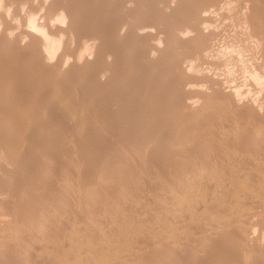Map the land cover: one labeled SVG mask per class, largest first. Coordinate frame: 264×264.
Segmentation results:
<instances>
[{
    "label": "rangeland",
    "instance_id": "rangeland-1",
    "mask_svg": "<svg viewBox=\"0 0 264 264\" xmlns=\"http://www.w3.org/2000/svg\"><path fill=\"white\" fill-rule=\"evenodd\" d=\"M68 7L72 29L103 39L51 35ZM0 16V264H220L238 242L239 264H264L263 234L246 232L264 222V0H0ZM31 23L67 52L60 67L33 64ZM99 47L116 59L94 63ZM190 75L220 83L199 84L201 111L175 103ZM231 89L263 105L258 118L212 95Z\"/></svg>",
    "mask_w": 264,
    "mask_h": 264
},
{
    "label": "bare ground",
    "instance_id": "bare-ground-1",
    "mask_svg": "<svg viewBox=\"0 0 264 264\" xmlns=\"http://www.w3.org/2000/svg\"><path fill=\"white\" fill-rule=\"evenodd\" d=\"M121 2H130V3H132V2H134L135 3V0H125V1H122L121 0ZM64 9V10H63ZM205 9V8H204ZM62 10L64 11V14L61 16L62 18V20L64 21V22H68L67 23V26L65 27L64 25H56L55 27H51V28H49L48 29V32L49 33H51V35L52 34H64V35H66V34H68V33H72L73 32V34L77 37V38H79L81 35H82V32H84L85 33V35H87L88 37H96L97 39H100V40H102L103 39V37H104V35H105V30H103V29H100V30H94V28H86V30L87 31H78V30H76V29H72V24L74 23V20H75V18H74V11H73V9H71V8H62ZM90 10H92V9H90ZM95 10V9H94ZM257 12V11H256ZM254 15H252V17L254 16L255 17V19L253 18L252 20H257V18H259V17H256L257 16V13H256V16H255V13H253ZM246 15V14H245ZM0 17H2V16H0ZM261 17V16H260ZM250 19V18H249ZM261 19V18H260ZM212 21V19L209 17V16H207V15H205V14H201V16L199 17V22H198V25H195L194 26V29H195V31H196V33L198 34V36H201L202 37V40H201V47H205V46H207L208 45V43H209V41H210V38L213 36L211 33H209V32H207V29L206 28H200V25H204V24H206V23H210ZM255 21H253L254 23H256ZM252 22V21H251ZM4 23H5V21H4ZM254 23H251L252 25L254 24ZM7 24V23H6ZM119 24H120V22H118L114 27H113V30H115V31H117L118 29H119ZM215 24V23H214ZM74 25H75V23H74ZM248 25V24H247ZM215 26V25H214ZM43 27V26H42ZM253 27V26H252ZM137 29H139L140 31L139 32H137V34H139V35H141V34H147V33H150V32H148L145 28H139V27H137ZM1 31V30H0ZM37 32V34H36V32ZM161 31V30H160ZM216 31V30H215ZM5 32H6V30H5ZM5 32H4V30L2 31V32H0V39L1 38H4L5 37ZM40 31L38 30V27L35 25V24H33V23H31V25H30V29H27L26 30V33L24 34V35H26L27 37H29L28 39H30L29 41H31V43L30 42H28V44L30 43V45H31V47L35 50V53H33V55H31V57L32 56H34V58H33V64L34 65H36L37 67H39V69H51L52 67H54L53 69H55L56 68V66H58V65H60V59L62 58V57H64V56H66V54H67V52L65 51V54L62 56V57H59L58 55L56 56V52H55V50H54V45H53V42L50 40L49 41V39L50 38H48L47 36H48V34L46 33H43L42 35H39L38 33H39ZM5 34V35H4ZM151 34V33H150ZM22 35V34H21ZM187 36V35H186ZM15 37V36H14ZM18 37V36H17ZM6 38H8V37H6ZM26 38V37H25ZM200 38V37H199ZM19 39V38H18ZM201 39V38H200ZM150 40H153V36H150ZM2 41H3V39H2ZM6 41V40H5ZM8 41V40H7ZM11 41V40H10ZM19 42V41H18ZM3 43V42H2ZM4 43H6V42H4ZM11 43H12V41H11ZM10 43V44H11ZM16 43V42H15ZM199 43V42H198ZM9 44V43H8ZM58 44H59V47H61V46H64V41L63 40H60L59 42H58ZM16 46V45H15ZM18 46V45H17ZM25 46V45H24ZM28 46V47H27ZM27 46H25L24 48H29L30 46L29 45H27ZM199 46V47H200ZM21 47V46H20ZM19 47V48H20ZM17 48V47H16ZM21 49V48H20ZM31 48H29L28 49V51L30 50ZM33 49H32V52H33ZM156 52V53H158V54H160V56H161V52H160V50H159V47H158V45L156 44V43H154L153 41H151V42H149L148 44H147V47H146V52L148 53V52ZM120 52V51H119ZM203 53V52H202ZM116 55H117V52L116 51H102V49H100V47L97 49V51L95 52V55H94V58L92 59L93 61H94V63H97V62H100V63H102V61H104L103 59L104 58H111V59H116ZM30 56V55H29ZM204 58V57H203ZM12 59V58H11ZM31 59V58H30ZM217 59V58H216ZM219 59V58H218ZM93 61H91V63L93 62ZM227 62V61H226ZM32 63V62H31ZM104 63V62H103ZM98 64V63H97ZM106 63H104V65H105ZM28 65V64H27ZM61 66V65H60ZM60 66H58V67H60ZM99 66V65H98ZM103 66V65H102ZM116 66V65H115ZM57 67V68H58ZM101 67V66H100ZM104 67V66H103ZM102 67V69H104ZM110 66H108L107 68H109ZM127 68V67H126ZM101 69V68H100ZM191 69V68H190ZM209 69V68H208ZM104 71H109L110 72V69L109 70H107L106 68H105V70ZM103 71V72H104ZM188 72H189V70H188ZM102 73V72H101ZM100 73V74H101ZM105 73H108V72H105ZM113 74H114V72H112ZM111 74V73H110ZM110 74H108V75H110ZM187 74V73H186ZM190 74V73H189ZM107 75V74H106ZM191 76V75H190ZM95 77H97V76H95ZM207 77V78H206ZM206 77H196V76H191V77H189V76H187L186 78H185V80H187V84H186V88H185V90H183V91H181V92H179L178 94H177V97H176V101H175V103L179 106V108L181 109V110H186L187 112H192V111H197V110H200L201 109V106H203V104H202V102L201 101H203L204 99H205V97H207L206 95H205V93L203 92V90L200 88V85L199 84H202V82H206V83H214V82H216V80H215V78L213 79V81L211 80V78L209 79V77L208 76H206ZM13 78V77H12ZM15 78V77H14ZM111 78V77H110ZM101 79V78H100ZM8 80V79H7ZM15 80V79H14ZM11 81V80H10ZM9 81V84H11V83H15V85H16V82H14V81H12V82H10ZM19 81V80H18ZM17 81V82H18ZM101 83V82H100ZM208 83V84H209ZM216 83H218V85L220 84L219 82H216ZM215 84V83H214ZM8 85V84H7ZM14 85V84H13ZM14 85V86H15ZM215 85H217V84H215ZM5 86V85H4ZM11 86V85H10ZM17 86V85H16ZM26 86V85H25ZM221 86V85H220ZM252 87V86H251ZM103 88V87H102ZM212 89V88H211ZM252 89V88H251ZM223 90V89H222ZM235 89H231V90H228V91H224V92H222V91H220V92H217V91H214V93L212 92V95L214 96V97H217V98H220V99H222V101H223V103H224V105L223 106H225V107H229V108H232L233 110H236L237 112H239L240 114H242V115H246V114H248L249 116H250V114H251V116H253L255 119H256V117H257V115H259V114H257V112H259L260 113V110L262 109V106L264 105H259V106H261L260 108H259V111H258V103H256V101H254V102H252V100H250V99H248V97H247V99L246 100H244V98L243 99H241L239 96H238V94H237V92H235L234 91ZM238 90V89H237ZM213 91V90H212ZM252 91V90H251ZM262 91V90H261ZM16 92V91H15ZM1 93V92H0ZM263 93H261L260 95H262ZM260 95H257L258 97L260 96ZM5 96V95H4ZM244 96V95H243ZM242 96V97H243ZM246 96H248V95H246ZM1 97V96H0ZM3 97V96H2ZM24 97V96H23ZM28 97H30V96H28ZM263 97H264V94H263ZM260 99H263L262 97H259ZM4 101V100H3ZM258 101V100H257ZM6 103V102H5ZM30 103H32V102H30ZM262 104V103H261ZM43 106V105H42ZM221 106V105H220ZM219 106V107H220ZM228 108V109H229ZM14 110V109H13ZM8 111V110H7ZM11 111V110H10ZM15 111V110H14ZM201 111V110H200ZM200 111H199V113H200ZM235 111V112H236ZM6 112V111H5ZM16 112V111H15ZM121 112V111H120ZM262 112V111H261ZM7 113V112H6ZM13 113V112H12ZM18 113V112H17ZM33 113H34V111H33ZM42 113V112H41ZM198 113V112H197ZM208 113V112H207ZM231 113V112H230ZM8 114V113H7ZM264 114V113H263ZM262 114V115H263ZM12 115V114H11ZM16 115V114H15ZM14 115V116H15ZM261 115V114H260ZM261 115V116H262ZM13 117V116H12ZM17 117V116H16ZM25 117V116H24ZM114 117V116H113ZM247 117V116H246ZM253 117H251V118H253ZM4 118V117H3ZM3 118H2V120H3ZM258 118V117H257ZM260 118H258V121H263L264 120V118H261L260 120H259ZM1 121V120H0ZM264 122V121H263ZM25 123V122H24ZM2 128V127H1ZM38 129V128H37ZM2 133V132H1ZM10 133V132H9ZM8 134V133H7ZM73 134V133H72ZM2 135V134H1ZM4 135V134H3ZM9 135V134H8ZM10 136V135H9ZM5 136H3V138H4ZM7 138H9L8 136H7ZM176 138V137H175ZM4 139H6V138H4ZM3 140V139H2ZM11 139L9 138V141H10ZM15 140V139H14ZM71 140V139H70ZM260 140V139H259ZM1 141V140H0ZM5 141V140H4ZM254 141V140H253ZM7 142H8V139H7ZM148 142V141H147ZM258 142V141H257ZM13 143V142H12ZM7 145H8V143H7ZM244 145V144H243ZM151 148V147H150ZM3 149V148H2ZM9 150V149H8ZM69 150V149H68ZM52 151V150H51ZM66 151V150H65ZM55 152V151H54ZM1 153V152H0ZM11 153V152H10ZM81 153V152H80ZM18 154V153H17ZM16 154V155H17ZM87 154V153H86ZM104 154V153H103ZM69 155V154H68ZM3 156V155H2ZM22 156V155H21ZM55 156H56V153H55ZM59 156V155H58ZM65 156V155H64ZM71 156V155H70ZM89 156V155H88ZM87 156V157H88ZM234 156V155H233ZM8 157H16V156H9L8 155ZM53 157V156H52ZM78 157L80 158L81 157V155L79 156L78 155ZM78 157H77V159H78ZM86 157V158H87ZM241 157V156H240ZM58 158V157H57ZM83 158V157H82ZM10 159V158H9ZM17 159V158H16ZM240 159V158H239ZM242 159V158H241ZM13 160H14V158H13ZM12 159H11V161H13ZM19 160V159H18ZM18 160H17V162H18ZM25 160V159H24ZM16 161V160H15ZM56 161H57V159H56ZM9 162V161H8ZM14 162V161H13ZM13 162H12V165H13ZM58 162V161H57ZM255 162V161H254ZM19 163V162H18ZM15 164H16V162H15ZM249 164V163H248ZM17 165V164H16ZM16 165H15V167H16ZM208 165V164H207ZM215 165V164H214ZM247 166V165H246ZM252 166V165H251ZM254 168H256V167H258L259 168V166H260V164H259V162L258 163H255L254 165ZM252 166V167H253ZM18 167V166H17ZM209 167V166H208ZM47 168H51V167H49V166H47ZM207 168V167H206ZM257 168V169H258ZM245 169V168H244ZM244 169H239V170H241V171H243ZM214 170V169H213ZM253 170V169H252ZM255 170V169H254ZM2 171V170H1ZM241 171L239 172L240 173V175H241ZM245 171H248L247 170V168L243 171V172H245ZM248 172H250V171H248ZM248 172H247V175H248ZM254 172V171H253ZM177 174V173H176ZM200 174V173H199ZM246 174V173H245ZM86 175V174H85ZM197 175V174H196ZM206 175V174H205ZM237 175H238V173H237ZM239 175V176H240ZM242 175H244L243 173H242ZM116 176V175H115ZM246 176V175H245ZM87 177V176H86ZM177 177H178V175H177ZM237 177V176H236ZM207 178V177H206ZM241 178V177H240ZM239 178V179H240ZM235 179V178H234ZM238 179V178H237ZM176 180V179H175ZM238 181V180H237ZM240 182H241V180H239ZM235 182V181H234ZM234 182H232L233 183V185H234ZM240 182H238L239 184H240V187H242V184L240 183ZM244 182V181H243ZM194 183H196V182H194ZM230 183V182H229ZM236 183V182H235ZM237 184V183H236ZM235 184V185H236ZM249 184V183H248ZM247 184V185H248ZM231 185V184H230ZM244 185V188L247 190L248 188H246V186H245V184H243ZM227 186V185H226ZM228 186H229V184H228ZM237 186V185H236ZM239 186V185H238ZM254 186V188H255V185H253ZM89 187V186H88ZM191 187V186H190ZM230 187H232V186H230ZM234 187V186H233ZM248 187H250V186H248ZM195 188V187H194ZM117 189V188H116ZM115 189V190H116ZM124 189V188H123ZM133 189V188H132ZM190 189V188H189ZM240 189V188H239ZM251 190L250 191H252V193H254V192H256L257 191V188H256V190H254V189H252V188H250ZM249 191V190H248ZM248 191H247V193H248ZM93 192V191H92ZM143 192V191H142ZM58 193V192H57ZM120 193V192H119ZM136 193V192H135ZM257 194V192L255 193V194H253V196L254 195H256ZM92 195V194H91ZM248 195H252V194H248ZM205 198H208V196H206ZM201 199H203L202 197H201ZM211 199V198H210ZM208 200V201H211V200H213V199H211V200ZM257 199V198H256ZM205 201L207 200V199H204ZM45 201V200H44ZM201 201V200H200ZM204 201V202H205ZM192 202H193V200H192ZM195 202H197V201H195ZM203 202V201H202ZM264 202V201H263ZM209 203V202H208ZM247 203V202H246ZM254 203V202H253ZM1 204V203H0ZM205 204V206H206V203H204ZM261 204V203H260ZM11 205V204H10ZM165 205V204H164ZM190 205V204H189ZM5 206V205H4ZM18 206V205H17ZM23 208V207H22ZM1 209V208H0ZM15 209V208H14ZM20 209V208H19ZM254 209H256V208H254ZM248 210V209H247ZM2 211V210H1ZM22 211V210H21ZM224 211V210H223ZM193 212V211H192ZM209 212V211H208ZM206 213V212H205ZM45 214V213H44ZM189 214V213H188ZM201 214V213H200ZM216 214V213H215ZM258 214V213H257ZM5 215V214H4ZM14 215V214H13ZM16 215V214H15ZM38 215V214H37ZM195 215V214H194ZM11 216V215H10ZM34 215H32V217H33ZM197 216V215H196ZM200 216V215H199ZM233 216V215H232ZM185 217V216H184ZM191 217V216H190ZM201 217V216H200ZM199 217V218H200ZM209 217H211V215L209 216ZM192 218V217H191ZM195 217L193 216V219H194ZM198 218V219H199ZM206 218V217H205ZM192 219V220H193ZM261 219V218H260ZM58 220V219H57ZM204 220H206V219H204ZM263 220V219H262ZM190 221V220H189ZM188 221V222H189ZM195 221H197V220H195ZM235 221V220H234ZM36 222V221H35ZM188 222H186L188 225H189V223ZM191 222V221H190ZM194 222V221H193ZM204 222V221H203ZM263 221H261L258 225L259 226H257V225H254V226H252V227H250L246 232H248V234H250V235H248L249 237L248 238H251L250 236H252L253 238H251V239H254L256 242L259 240V238H258V234L256 235L255 234V231L257 230V229H260L259 230V232H260V234H263L262 236H264V226H263ZM242 224V223H241ZM247 224V223H246ZM188 225H186V228H187V226ZM191 225V224H190ZM236 225V224H235ZM143 226V225H142ZM37 227V226H36ZM183 227H184V223H183ZM182 226H181V228H183ZM191 227V226H190ZM198 227V226H197ZM8 229V228H7ZM192 230V229H191ZM194 230V229H193ZM4 233H5V231H4ZM104 233V232H103ZM11 234V233H10ZM187 234V233H186ZM190 234V233H189ZM259 234V236H261ZM6 235V234H5ZM114 235V234H113ZM1 236V235H0ZM2 236H3V234H2ZM2 236H1V238H2ZM11 236V235H10ZM261 236V237H262ZM4 237H6V236H4ZM3 237V238H4ZM9 237V236H8ZM125 237V236H124ZM2 238V239H3ZM221 238V237H220ZM233 238V237H232ZM238 238V237H237ZM9 239V238H8ZM11 239V238H10ZM47 239V238H46ZM49 239V238H48ZM131 239V238H130ZM0 241H2V240H0ZM93 241V240H92ZM242 241H244V240H242ZM241 241V242H242ZM5 242V241H4ZM9 242V241H8ZM116 242V241H115ZM198 242V241H197ZM201 242V241H200ZM2 243L3 242H1L0 243V247H2ZM6 243V242H5ZM5 243H4V245H5ZM80 243V242H79ZM234 243H235V241H234ZM238 243H240V242H238ZM237 243V246H236V248H234L233 249V251L231 252V253H228V254H226V255H224V253H223V250H221L222 252H220V251H218V252H220L219 253V258H218V256H216L218 259H224V258H227L225 261V263H223V264H239V262H238V258L239 257H241V260L243 259V260H248L249 258H250V256L247 254L246 256H245V259H244V255H242V251H243V249H242V243H244V242H242V243H240V244H238ZM61 244V243H60ZM72 244V243H71ZM71 244H70V246H71ZM74 244V243H73ZM204 244V243H203ZM10 245V244H9ZM55 245V244H54ZM53 245V246H54ZM200 245V244H199ZM231 245V244H230ZM7 246V245H6ZM5 246V247H6ZM8 247H10V246H8ZM5 248V249H9V248ZM35 247L36 248H38L36 245H35ZM36 248H34V250H36ZM68 248V247H67ZM71 248V247H70ZM202 248V247H201ZM72 249V248H71ZM79 249V248H78ZM81 249V248H80ZM150 249V248H149ZM171 249H173V250H176L177 248L176 247H172ZM153 250H155V249H153ZM179 250V249H178ZM1 251H2V249H1ZM3 251H4V248H3ZM7 251V250H6ZM5 252V251H4ZM35 252V251H34ZM145 252V251H144ZM156 252V251H155ZM217 252V251H216ZM2 254V253H1ZM0 254V255H1ZM35 255V254H34ZM240 255V256H239ZM242 255V256H241ZM221 257V258H220ZM223 257V258H222ZM193 257H189V259L186 261L185 260V262H182V264L184 263V264H193L194 262L196 263V261L197 262H199L198 260H196L195 258H197V257H195L194 259H192ZM165 260H168L170 263H172V264H178V256H174V257H170V256H167L166 258H165ZM200 260V259H199ZM221 260V261H222ZM216 261V260H215ZM221 261H219L220 262V264H222L221 263ZM56 262V261H55ZM65 262V261H64ZM202 262V261H201ZM60 263V262H59ZM65 263H67V262H65ZM75 263V262H74ZM203 264L205 263V262H202ZM202 263H199V264H202ZM218 263V262H217ZM16 264V263H15ZM56 264V263H55ZM206 264H214V258H212L208 263H206Z\"/></svg>",
    "mask_w": 264,
    "mask_h": 264
}]
</instances>
